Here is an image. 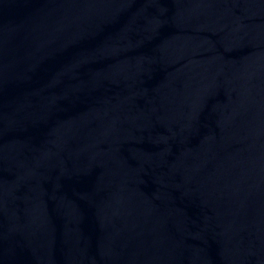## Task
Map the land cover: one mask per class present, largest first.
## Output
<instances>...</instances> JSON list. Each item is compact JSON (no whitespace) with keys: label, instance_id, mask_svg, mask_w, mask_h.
Segmentation results:
<instances>
[{"label":"water","instance_id":"95a60500","mask_svg":"<svg viewBox=\"0 0 264 264\" xmlns=\"http://www.w3.org/2000/svg\"><path fill=\"white\" fill-rule=\"evenodd\" d=\"M0 264H264V0H0Z\"/></svg>","mask_w":264,"mask_h":264}]
</instances>
